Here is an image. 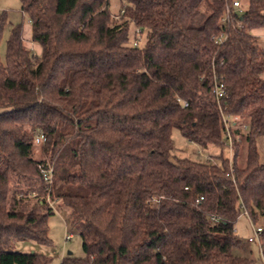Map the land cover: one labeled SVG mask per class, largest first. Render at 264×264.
Masks as SVG:
<instances>
[{
	"label": "trees",
	"instance_id": "16d2710c",
	"mask_svg": "<svg viewBox=\"0 0 264 264\" xmlns=\"http://www.w3.org/2000/svg\"><path fill=\"white\" fill-rule=\"evenodd\" d=\"M20 1L42 52L16 24L0 53V264H50L14 245H51V203L69 211L85 253L62 264H259L234 250L244 215L262 224L264 254V0H244L227 25L234 0H120L119 15L109 0ZM8 24L0 12V48ZM215 78L229 88L226 113L249 126L232 173L223 155H173L174 129L225 147Z\"/></svg>",
	"mask_w": 264,
	"mask_h": 264
},
{
	"label": "rangeland",
	"instance_id": "374dc122",
	"mask_svg": "<svg viewBox=\"0 0 264 264\" xmlns=\"http://www.w3.org/2000/svg\"><path fill=\"white\" fill-rule=\"evenodd\" d=\"M110 11L113 15H119L121 9L120 0H109ZM0 11H6L9 16V24L7 25L4 33V39L1 44L0 53L3 60H5L6 55V40L10 35V30L12 26L16 24H23V33L26 35L30 24L27 17L21 11V1L20 0H0ZM131 34L134 38L135 31L137 29L131 26ZM26 44H34L25 37ZM260 45L264 48V40H260ZM36 46L40 49L41 46ZM172 139L174 141V151L173 155L179 158H189L191 160H198L201 154V158L210 155H223L228 156L229 150L226 147L223 148H209L208 150H203L197 145L192 144L187 139H185L179 130L174 129L172 133ZM243 145V144H242ZM258 150L261 159L264 161V137L258 140ZM36 158L40 159L42 156L41 147L38 145L35 149ZM247 159V146L244 144L241 149L239 163L242 167L245 166ZM54 214L49 217V238L51 239V245L43 246L38 245L33 242H17L14 245V251L17 252H38L42 253L50 258V264H62L64 258H66L69 253L75 258H83L85 253L82 248V239L79 232L72 228L70 225L69 211L64 209L59 203L53 204ZM253 226H262L261 223L255 225L253 224L247 216H241L236 224L235 231L236 235L241 241L239 248L234 250V254L239 257L248 258L255 260L257 263L262 264L263 259L261 252L256 244L248 242L250 237H253ZM68 235H72L71 240H66Z\"/></svg>",
	"mask_w": 264,
	"mask_h": 264
},
{
	"label": "built area",
	"instance_id": "2783aa9c",
	"mask_svg": "<svg viewBox=\"0 0 264 264\" xmlns=\"http://www.w3.org/2000/svg\"><path fill=\"white\" fill-rule=\"evenodd\" d=\"M243 1L244 0H234L231 5L226 6L225 12L222 18V22L224 24H229L232 20V15L237 14L241 15L244 13L243 8ZM139 32V31H138ZM141 38L138 37L135 40V45H137L140 42ZM226 40V34H221L220 37L216 39L217 44H222ZM34 55V54H33ZM35 56V55H34ZM213 96L215 98V101L217 102L218 109L222 118V124L225 131V147L229 150L227 159L229 160L231 173L234 171L232 160H233V150H234V142H240L241 137L236 134L237 131H241L243 134H247L249 131V126L246 123H243L239 117L231 116L230 114L226 113L227 107L225 106L228 98H229V88L228 86L221 80H218L217 78L214 79V86L212 90ZM180 103L184 107L188 106V103L185 101H182L181 99H178ZM46 142V139L43 136H40L37 140V144H41ZM45 184H46V191L48 194H50L53 186V175H54V168L52 165L48 164L47 167L41 169ZM47 201L49 200V195L47 196ZM203 197L199 199V201H202ZM198 201V202H199ZM154 205H157L159 203L158 200L153 201ZM53 206V204L51 203ZM212 220L217 221L215 218ZM262 233L263 229L261 226L255 227L253 226V237H250L248 239L249 243L256 244L261 252V256L263 259L262 264H264V254H263V240H262ZM72 235H68L66 237V240H71Z\"/></svg>",
	"mask_w": 264,
	"mask_h": 264
},
{
	"label": "crops",
	"instance_id": "0c3cea01",
	"mask_svg": "<svg viewBox=\"0 0 264 264\" xmlns=\"http://www.w3.org/2000/svg\"><path fill=\"white\" fill-rule=\"evenodd\" d=\"M1 10V9H0ZM1 12V11H0ZM28 19V18H27ZM28 21H29V19H28ZM29 24H30V27H29V29H28V31H27V33H26V35H24L23 34V37H24V39H25V37L27 38V39H29V41H31V23H30V21H29ZM254 35L258 38V40H259V43H260V40H264V29H262V30H259V31H256V32H254ZM25 45H26V47L35 55V56H40V54H41V52H42V49H40V48H38L37 46H36V44H26V40H25Z\"/></svg>",
	"mask_w": 264,
	"mask_h": 264
},
{
	"label": "water",
	"instance_id": "95a60500",
	"mask_svg": "<svg viewBox=\"0 0 264 264\" xmlns=\"http://www.w3.org/2000/svg\"><path fill=\"white\" fill-rule=\"evenodd\" d=\"M69 255H71V253H69Z\"/></svg>",
	"mask_w": 264,
	"mask_h": 264
}]
</instances>
